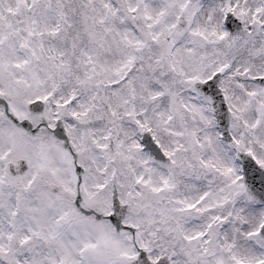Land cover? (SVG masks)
<instances>
[{"label": "snow or ice", "instance_id": "6c2138e0", "mask_svg": "<svg viewBox=\"0 0 264 264\" xmlns=\"http://www.w3.org/2000/svg\"><path fill=\"white\" fill-rule=\"evenodd\" d=\"M0 264H264V0H0Z\"/></svg>", "mask_w": 264, "mask_h": 264}]
</instances>
